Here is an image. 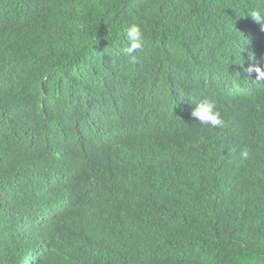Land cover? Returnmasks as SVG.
I'll list each match as a JSON object with an SVG mask.
<instances>
[{"label":"trees","instance_id":"16d2710c","mask_svg":"<svg viewBox=\"0 0 264 264\" xmlns=\"http://www.w3.org/2000/svg\"><path fill=\"white\" fill-rule=\"evenodd\" d=\"M262 4L0 0V264H264Z\"/></svg>","mask_w":264,"mask_h":264},{"label":"clouds","instance_id":"9594fccd","mask_svg":"<svg viewBox=\"0 0 264 264\" xmlns=\"http://www.w3.org/2000/svg\"><path fill=\"white\" fill-rule=\"evenodd\" d=\"M246 14L251 16L255 21L260 23L262 27H264V4L249 8ZM122 36L124 40L122 54L129 62H135L137 54L143 51L145 47V32L140 24L129 22L124 25ZM249 60V67L246 71L249 74L254 72L257 81H264V69L257 65L254 57L250 56ZM191 116L199 121V125L213 129L222 127L224 124L221 113L217 109L215 102L208 98L195 102V107L191 112ZM240 155L242 158L246 159L249 156V152L247 149H243Z\"/></svg>","mask_w":264,"mask_h":264}]
</instances>
